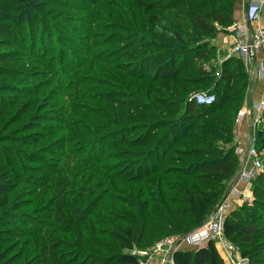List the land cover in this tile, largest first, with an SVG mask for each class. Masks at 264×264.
I'll return each mask as SVG.
<instances>
[{
  "label": "trees",
  "instance_id": "16d2710c",
  "mask_svg": "<svg viewBox=\"0 0 264 264\" xmlns=\"http://www.w3.org/2000/svg\"><path fill=\"white\" fill-rule=\"evenodd\" d=\"M67 1L0 0V77L10 75L5 64L10 62L13 48L19 46L12 28L6 25L13 23L12 18L9 19L6 15L15 12L13 6L18 4L28 10L33 9L35 13L32 16L36 23L35 27L31 25L34 28L31 39L36 38L37 42L41 39L47 40V43L43 42L41 45H51L50 36H41L39 30L50 23L49 16H55L56 14H51L58 9L86 10L88 15H93V18L90 15L83 21L88 26L86 33L89 27L93 28L94 13H91L90 8L94 6L95 0H92L93 3L84 0L83 2L87 1L86 7L71 5ZM128 1V10L134 7L142 9L136 10L134 14L125 13V16L119 18L122 20L120 24L115 22L110 11L104 20L107 26L122 24L124 28L137 30L133 36L140 37V43L133 44L131 41L129 45H122V57L119 58L128 59L130 49L134 55L140 53L142 60L140 59L141 66L138 63L137 66L140 67H136V70L128 71L121 65L115 67L121 72V84L116 81V85L121 89L125 87L128 91L132 87H138L141 92V79L150 83L174 81V85L186 91L185 95L182 99L176 96L177 92L170 96L175 97V102L172 101L175 105L171 111V119L162 121L155 128L151 122H145L142 115L140 119L147 124L141 127V134L134 135L130 132L125 136L126 132L121 131V120L125 117L128 119L129 116L119 113L117 106L119 103L125 105L129 102V97L125 95L127 100L117 101L118 99L111 96L113 93H108L109 108L102 118L105 124L113 126L114 129L112 132H104L99 139L102 141L109 134L111 139H107V143H102V146L94 150V154H89L87 159L82 160L80 171H90L93 176L84 178L81 177L83 175H74L69 184L56 191V195L61 198L54 210H47L53 211L52 216L40 215V219L31 215V211H24L33 205L40 209L47 194L43 190L37 193L35 189L24 191L20 188L22 183H26V179L23 176L21 179L20 176V169L23 167L19 169L15 155L4 154L2 161L0 160V225L20 220L23 227L14 236V241L17 242L14 246L20 248L16 258H6L4 250L1 251L5 240L0 239V264H15L21 256L30 257V254L36 256L40 264H67L68 259L58 251L61 237H58L57 227L64 224L70 230H75L77 226L88 239L96 236L102 238L104 245L101 246H105L104 251L111 254L106 260L89 257L84 264H140L136 257L129 254L131 250L141 246H144L142 250L150 249L166 237L183 236L196 230L204 223L210 209L221 197L223 182L234 174L237 160L225 149L228 141L222 138L230 133L228 129L233 127L241 108L242 89L237 85L230 90V86L246 80L245 67L239 59L230 57L223 63L219 76L216 77L212 68L204 70V66H208L205 63L215 51L209 44L218 34L217 27H229L233 24L232 16L239 0H175L177 4H163L159 0L143 4ZM120 4L119 11L123 8V3ZM48 8L55 10L50 11ZM57 26L63 31L65 42L71 40L73 34H77H71L69 29L61 25ZM37 27H40L38 32ZM128 78L130 82L127 81ZM208 86L211 88L204 90ZM197 87H202V90L196 89ZM156 91L160 92L158 89ZM131 92L133 91L129 93ZM200 92L214 95L215 102L209 106H197L190 96ZM162 97L153 99L154 103L161 104ZM144 103V109L151 108L152 99ZM14 107L15 103H10L2 108L0 121L5 120L7 113ZM93 117L95 116L90 117L92 126L98 123ZM200 120H208L209 125ZM44 122V119H39L33 123L36 128L44 131L45 126L39 127ZM194 126H202L203 130L207 128L206 134L211 136V139L206 137L204 149L197 155L198 158L205 159H199L183 169L165 163L176 161L174 157L166 154L174 150L182 140L180 129L191 130ZM255 133L256 139L264 142V130L258 129ZM45 134L50 136L52 133ZM129 135L134 137L127 140ZM214 142H224L223 148L217 147ZM31 144L37 146L38 142ZM123 146L131 149L115 151ZM108 150L111 154H107ZM0 152L2 153L1 150ZM110 158L115 161L102 165V162ZM262 164L264 167V157ZM99 171H106L112 176V186L106 192L101 191L96 195L89 189L82 190L81 187H87L92 179L99 181L98 185H94L95 188L104 186ZM177 174L187 179L182 180L176 177ZM190 178L198 185L192 183ZM253 182L255 205L247 214L237 210L231 212L224 222L223 230L225 237L236 244L240 257L249 264H264V169ZM175 183L178 187H175ZM204 184L212 185L217 191H203L199 186ZM43 187L44 185H39L37 189ZM65 187H69L68 193L64 192ZM117 193L121 195L118 196ZM66 194H72L73 198L65 201L63 198ZM63 201L68 204L67 215L62 211ZM102 215H106L108 219H101ZM66 221L69 223H65ZM172 258L174 264H224L213 243L195 250L176 251Z\"/></svg>",
  "mask_w": 264,
  "mask_h": 264
},
{
  "label": "rangeland",
  "instance_id": "374dc122",
  "mask_svg": "<svg viewBox=\"0 0 264 264\" xmlns=\"http://www.w3.org/2000/svg\"><path fill=\"white\" fill-rule=\"evenodd\" d=\"M68 1L71 5L87 6V1L83 2L84 0ZM88 1L89 3H93L92 0ZM133 1L143 4L150 3L153 0ZM159 1H162L163 4H177L175 0ZM245 1L239 0L237 2L232 16L233 23L243 22L244 13L242 4ZM120 2L123 3V8L119 11ZM129 3L128 0H95L94 6L92 5L90 8L91 13H94L95 25H93L92 29L89 27L88 33H86L88 26L83 24V21L92 14L88 15L86 10L73 11L68 8L56 10L51 15L56 14L57 16H49L50 23L47 26L40 30V27L36 28L37 32L39 30L41 36H50L51 45H41L43 42L47 43L45 39H41L38 42L36 38L34 40L31 39L34 33V28L32 29L31 25L33 24V27H35L34 24L36 23L32 16V13H35L33 9L28 10L17 4L12 7L15 11L14 13L6 14L9 19L12 18L13 22L11 25L10 23L6 25L12 28L19 46L13 48V52L10 55L11 58L9 59L10 62H6L5 64L8 67L10 75L0 77V110L7 104L15 103V107L7 113L4 118L5 120L0 121V150L2 151V153L0 152V160L2 161V157L6 153L15 155V159H17L20 165H18L19 169L23 167V169H20L21 179L22 176L26 179V183H22L20 188L24 189V191L35 189L37 193L43 190L47 194L43 199L44 201L40 204V209L38 206L33 205L24 210L31 211V215H34V217L38 216L40 218V215L43 217L53 215V211L48 212L47 210H54L60 203L61 196L56 195V191L61 186L69 184L72 176L83 175L81 177L84 178L93 176L92 172H82L80 168L83 166V159H87L89 154L91 155L95 149L102 146V143H107V139H111L109 132H107L109 135L104 136V140L101 141L99 139L101 134H105L104 132L106 131L112 132L114 129L113 126L105 124L102 118L109 108L107 101L108 99L110 101V94L108 93H113L111 96L114 99H118L117 101L120 99L127 100V98H124L125 95L129 97V102L125 105H120L119 103L117 106L119 113H126L129 116L128 119L125 117L121 120V127L123 129L121 131L127 133H125V136L130 132H133L134 135L141 134V127L147 124L143 123L140 119L142 115L145 122H151L154 125L152 127L155 128L159 127L162 121L171 119L173 117L171 111L174 108L173 105H175L172 101L175 102V97L170 98V96L177 92L176 96L182 99L185 95L186 91L178 85H174V81L150 83L147 80L141 79L139 81V84L142 85L141 92H139L138 87H132V89H129L133 91L131 93L125 87L121 89L119 85H116V81L118 83L119 77H121V72L117 71L115 67L119 65L125 66V69L129 71L136 70V67L139 68L141 66L140 53L134 55L130 49L128 50V59L120 60L119 58L122 57L120 56L123 49L122 45H129L131 41L133 44L140 43L141 39L140 37L136 38L133 36L137 33V30L124 28L122 24L119 25L122 21L119 18L123 17L125 13L134 14L136 10L142 9L141 7H134L128 10L127 5ZM10 5L12 6L13 4L11 3ZM48 10L54 11L55 8H48ZM108 11L113 13L115 22L119 24L107 26V22L104 19ZM259 21L264 26V7L262 8ZM57 25L69 29L71 34H77H73L72 39L65 42L63 31ZM229 27H217L218 34L214 38L215 41L212 40L216 46H211V41L209 44L215 51L205 64H208V68L213 69L216 77L219 76L221 71L217 61L223 55V52L226 54V50L228 49L227 46L223 48L224 40L228 41L230 38L232 39ZM77 28L80 30L77 31ZM217 46L219 49H222L216 51ZM82 57L86 58H83V60ZM138 63L140 64L139 67L137 66ZM245 73L247 75L246 80L231 84L230 86V90H233L237 85H240L242 89L240 97L243 100L240 110L247 105L248 101H251L253 95H261L262 93L263 96L264 94V82L260 80L259 76ZM253 73L255 74L256 71ZM127 81L130 82V79L128 78ZM260 81L263 82L262 86L260 84L251 88L253 82L254 85H257V82ZM119 83L121 84V82ZM210 86L208 88L203 87V89L208 90L211 88ZM156 89L160 92H157ZM196 89L202 90V87H197ZM157 97H162L161 104L154 103L153 99ZM151 99V108L144 109L142 104H145V101H151ZM92 115L95 116L93 119L98 122L93 126L90 118ZM39 119L45 120L43 125L39 126L42 128L45 126L46 129L44 131L36 128L33 123ZM200 121L203 124L207 123L209 125L208 120ZM246 125V137L243 140L245 142L242 143L240 140V157L235 155L238 149L235 125L228 129L230 133L225 135V138H222L228 141L225 149L231 153L232 158L233 156L235 157L237 165L233 176L226 182H223L222 195L210 209L204 222L207 221L211 212L236 185L237 175L243 163V160H240V165L238 166L239 158L245 157L246 151L250 146L248 140L251 135L250 122H247ZM258 129L264 130V120L256 126L253 142L255 148L261 152L263 158L264 142L255 137V132ZM180 130L182 140L176 145L174 150L166 154L168 157H174L176 161L165 163H169L168 165H172L178 169H183L188 168L199 159H205L198 158L197 155L203 151L206 137L211 139V136L206 134L207 128L203 130L202 126H194L191 130L186 128H181ZM45 133L52 134L46 136ZM133 137L129 135L126 139L129 140ZM32 142H38V145L33 146ZM223 143L219 142L216 146L223 148ZM129 149L131 148L123 146L118 147L115 151ZM107 154H111L110 150H108ZM114 161L113 158H110L102 162V165H107ZM79 172L82 174H79ZM99 174L102 177L101 181L103 180L104 186L102 188H95L99 181L92 179V181H89L87 187H81L82 190L84 188L86 190L89 189L91 192H94V195L99 194L101 191L106 192L109 186L113 184L111 181L114 180H112V176L106 171H99ZM176 177L182 180L187 179L179 174ZM190 181L198 185L192 179ZM253 183L251 181V186L248 190L249 201L238 202L239 204L232 203L231 209L237 210L242 214H247L249 209L255 205ZM39 185H44V187L37 189ZM174 185L178 187L176 183ZM199 188H203V191L206 190L208 192L217 191L212 185L208 184L199 186ZM68 191L69 187H65L64 192L68 193ZM172 194L174 195V193ZM117 195L120 196L121 194L117 193ZM71 198H73L72 194H66L63 199L68 201ZM65 201H63L62 211L64 215H67L66 206L68 204ZM257 209L261 211L260 208ZM234 210H230L226 218ZM100 217L103 220L108 219L106 215ZM65 223L69 222L66 221ZM65 226L66 224L58 226L57 231H59L57 234L58 237H61V246L59 245L58 251L64 258L68 259L67 264H84L89 257L106 260V257L111 255L109 252L104 251L105 246H101L104 245L102 238L96 236L88 239L77 226L75 230L67 229ZM22 227L20 220H12L9 224L0 225V239L5 240L1 251L4 250L6 258L17 257V251L20 248L14 246L17 243L14 241V236L17 235ZM105 244H107V241H105ZM233 245L236 248L237 256L240 257L236 244ZM143 248L144 246L134 249L142 250ZM29 256L25 255L24 258L21 256L15 261V264H40L36 256H32L31 254ZM159 263L160 259L157 257L143 259L140 262V264Z\"/></svg>",
  "mask_w": 264,
  "mask_h": 264
},
{
  "label": "built area",
  "instance_id": "2783aa9c",
  "mask_svg": "<svg viewBox=\"0 0 264 264\" xmlns=\"http://www.w3.org/2000/svg\"><path fill=\"white\" fill-rule=\"evenodd\" d=\"M245 3L247 8L243 22L233 23L229 27L233 42L227 58L239 59L247 73L252 74L256 71L260 80L264 82V26L259 21L264 0H246ZM190 99L197 106H209L215 102L214 95L205 92L193 94ZM263 120L264 94L257 101L248 102L237 114L236 125L245 121L250 122L251 135L248 139L250 146L243 158L236 185L211 212L207 221L187 235L166 237L147 250L133 249L129 252L131 256L136 257L139 262L157 257L160 259L159 264H174L172 258L174 252L195 250L213 243L224 264H249L246 259L237 256L235 246L224 235L223 226L227 213L234 210L231 209L232 203L249 201L248 190L251 181L263 172L261 152L253 144L255 128Z\"/></svg>",
  "mask_w": 264,
  "mask_h": 264
},
{
  "label": "crops",
  "instance_id": "0c3cea01",
  "mask_svg": "<svg viewBox=\"0 0 264 264\" xmlns=\"http://www.w3.org/2000/svg\"><path fill=\"white\" fill-rule=\"evenodd\" d=\"M242 9H243V4H242ZM243 13H244V11H243ZM212 40H214L215 41V39H212ZM211 40V46H216L215 45V43L213 42ZM231 40V41H230ZM230 40H228V41H225L224 40V47L223 48H226L225 46H227L228 47V49L226 50V54L223 52V55L218 59V61H217V64L219 63V69L221 70V68H222V65H223V63L224 62H226L228 59H230V58H227V52H228V50H229V47L231 46V44H232V39L230 38ZM222 48H218V46L216 47V51H219V50H221ZM215 50V49H214ZM224 50V49H223ZM231 58H233V57H231ZM208 67H206V66H204V70H206ZM254 76H257V73H252ZM261 84V86L263 85V82L262 81H260V82H257V85L255 84L254 85V82H253V85L251 86V88L252 87H254V86H258V85H260ZM263 90V89H262ZM262 92V91H261ZM261 96H262V93H261V95H253L252 96V99H251V101L250 102H252V101H257V100H259L260 98H261ZM249 102V101H248ZM247 123H246V121L244 122V123H242V124H239V125H236L235 123H234V125H235V127H236V131H237V138H236V140H237V146H238V149H237V151L235 152V155L236 156H238V157H240V140H241V142L242 143H244L245 141H243V140H245V137H246V127L245 126H247L246 125ZM240 160H243V158L242 159H240L239 158V161H238V166L240 165Z\"/></svg>",
  "mask_w": 264,
  "mask_h": 264
},
{
  "label": "water",
  "instance_id": "95a60500",
  "mask_svg": "<svg viewBox=\"0 0 264 264\" xmlns=\"http://www.w3.org/2000/svg\"><path fill=\"white\" fill-rule=\"evenodd\" d=\"M246 8H247V3H243V11L245 12V10H246Z\"/></svg>",
  "mask_w": 264,
  "mask_h": 264
}]
</instances>
